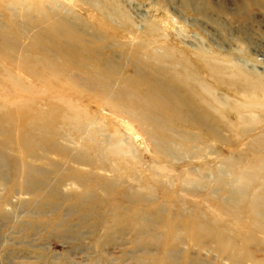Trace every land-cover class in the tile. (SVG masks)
Masks as SVG:
<instances>
[{
  "label": "rangeland",
  "instance_id": "obj_1",
  "mask_svg": "<svg viewBox=\"0 0 264 264\" xmlns=\"http://www.w3.org/2000/svg\"><path fill=\"white\" fill-rule=\"evenodd\" d=\"M0 264H264V0H0Z\"/></svg>",
  "mask_w": 264,
  "mask_h": 264
}]
</instances>
